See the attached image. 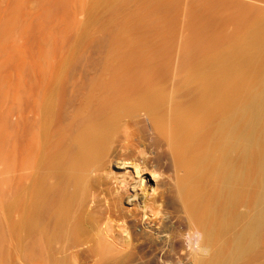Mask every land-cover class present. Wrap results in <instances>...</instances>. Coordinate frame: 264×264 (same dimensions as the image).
<instances>
[{"label":"bare ground","instance_id":"obj_1","mask_svg":"<svg viewBox=\"0 0 264 264\" xmlns=\"http://www.w3.org/2000/svg\"><path fill=\"white\" fill-rule=\"evenodd\" d=\"M174 1L146 0L134 19L113 20L108 76L92 80L70 114L62 74L68 58L56 74L41 76L40 86L22 90L20 167L31 173L23 177L28 184L21 182L13 199L0 205V264H10L13 254L32 264H64L68 260L56 258L54 246L68 250L72 264H159L143 253L144 232L117 213V200L99 193L102 206L90 207V173L114 152L112 164H126L125 145L113 144L138 110L146 111L173 155L177 192L200 234L198 247L206 250L194 264H241L264 243V14L231 10L218 22L212 10L202 23L191 22L180 79L168 91L159 55L164 44L154 55L158 65L143 54L140 39L127 52L115 40L129 23L127 31L143 38L161 17H170ZM89 3V14L98 5L118 12V0ZM228 23L235 28L231 35L223 31ZM142 160L140 170L158 182V169ZM130 179L132 190L141 186L142 179ZM242 206L250 213L238 212ZM97 209L103 212L94 214Z\"/></svg>","mask_w":264,"mask_h":264},{"label":"rangeland","instance_id":"obj_2","mask_svg":"<svg viewBox=\"0 0 264 264\" xmlns=\"http://www.w3.org/2000/svg\"><path fill=\"white\" fill-rule=\"evenodd\" d=\"M63 1L0 0V205L13 199L21 182H24L23 177H28L31 173L30 170L24 172L20 167L22 90L40 86L41 76L56 74L55 69L68 58V64L62 74L67 76L63 87L69 100L65 112L70 114L83 99L87 85L94 79L108 76L109 71L106 68L108 63L112 62L111 50L108 49L115 46L110 39L113 24H124L129 18L134 19L141 8L145 7L146 0H118V17L112 15L111 7L100 5L93 9L94 12L91 10L90 15V10H86L90 0ZM207 7L210 10H206ZM173 8L169 20L161 17V21L156 23L159 26H155L143 38L132 30L127 31L131 27L129 23L125 24L129 28L122 31L117 36L119 39L115 40L116 47H122L121 50L127 52L129 44L140 39L144 44L145 50L143 48L142 51L145 56L155 59L158 65L160 61L157 60L163 58L164 67L167 68L162 70H165L163 76L168 91L172 90L180 79L179 68L184 46H190L186 40L191 36V22L195 20L198 21L194 22L195 24L202 23L206 13L210 11L207 13L209 15L212 10L214 15L218 11L215 19L219 18L220 21L229 18L226 14H230L231 10L235 12L243 9L244 12L249 11L246 12L248 14L254 11L264 14V0H175ZM3 23H6L7 29ZM231 24L224 26L225 35H231L235 31L234 25ZM118 42L122 45L119 46ZM162 45L165 52L164 47L161 51L166 55L156 52L160 51L159 47ZM202 46L205 47L204 43L196 49H202ZM157 53L161 58L154 56ZM161 73L160 70L159 74ZM118 138L119 141L114 143L113 147L121 141L119 145H125L128 160L125 165L112 164L115 160H112L116 154L114 152L110 159H104L90 173V193L94 201L90 207L94 204L102 206L103 200L98 196L99 193L107 199L117 200V213L125 216L128 222L135 226L136 231L143 230V240L146 241L143 248L145 255L156 258L159 264H194L202 253L189 250L197 241L194 236L189 237L188 234L197 233L198 230L189 218L177 192L176 177L179 172L166 141L159 136L150 117L143 110L136 111L124 121V131ZM143 158L148 159L158 169V182L155 183L149 173L140 170ZM133 165H138L137 168L141 171L139 177L134 174ZM130 178L142 179L141 186L132 190L130 185H127L132 181ZM24 183L28 184V180ZM123 183H126V186ZM102 212V209H97L94 214L99 215ZM238 212L250 213L244 206L239 207ZM13 213L10 215L11 220H17L18 214ZM238 228L236 227V230ZM99 229L104 230V224ZM108 229L111 235L118 232L113 224H109ZM164 238H168L167 244L163 243ZM53 249L56 258L67 259L64 264H72L68 250L57 246ZM10 264H32V261L13 254ZM241 264H264V243Z\"/></svg>","mask_w":264,"mask_h":264},{"label":"clouds","instance_id":"obj_3","mask_svg":"<svg viewBox=\"0 0 264 264\" xmlns=\"http://www.w3.org/2000/svg\"><path fill=\"white\" fill-rule=\"evenodd\" d=\"M188 235H189V237L194 236L195 239H196V241H197V244H195V245H191V246L189 247V250H190V251H193V250H194V251H196V252H201V251H203L204 254H206V250H201V249L198 247V241H199V239H200V234L197 232V233H189Z\"/></svg>","mask_w":264,"mask_h":264}]
</instances>
